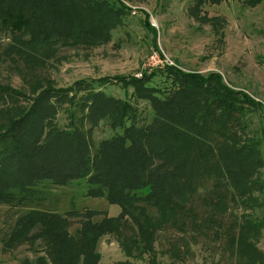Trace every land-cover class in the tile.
Listing matches in <instances>:
<instances>
[{
  "label": "rangeland",
  "instance_id": "374dc122",
  "mask_svg": "<svg viewBox=\"0 0 264 264\" xmlns=\"http://www.w3.org/2000/svg\"><path fill=\"white\" fill-rule=\"evenodd\" d=\"M117 2L66 0L63 4L59 0H47L44 18L30 28V33L0 29V134L18 118L34 112L36 108L31 104L48 86L68 89L81 81L140 78L167 66L204 76L218 73L229 88L248 95L257 104L250 108L243 105V115L229 116L222 122L224 126L214 123L213 134L203 129L206 145L222 139L215 132L222 128L223 132L232 131L226 139H235L237 148L250 143L258 146L255 156L236 154L235 150L228 153L234 156L228 167L239 171L240 179L232 181L238 185L237 190L227 188L230 194H236L237 201L232 204L227 201L225 212L239 218L249 215L257 222L264 220V0L256 5H249V0H220L217 4L210 0H201V4L199 0ZM103 5L110 6L115 13ZM90 12H95L98 18H107L109 27L102 30L95 23L94 29L88 30L87 25L92 23L87 17ZM164 76L161 71L155 77L156 87L166 88ZM95 90L117 101L129 100L138 112L136 128L154 124L150 103L132 99V88L95 85ZM79 97H83V93ZM201 106L202 101L192 105L193 108ZM55 110L51 127L56 132L71 122L66 108L58 114V109ZM216 115L219 116V112ZM86 130H89L88 125ZM123 134L124 130L114 127L112 121H105L94 126L89 139L99 146ZM46 139L44 135L38 141L39 156L43 159L51 156L45 153ZM162 159L159 157L155 166L160 165ZM59 162L50 161L48 170L61 179L63 185L49 181L53 175L41 176L36 193L25 191L27 178L18 175V170L15 173L4 167L0 169V264H119L126 261L150 264L147 254L139 257V252L135 253L137 258L126 256L125 250H134L131 233L118 220L122 210L108 201V193L94 198L96 187L77 176L67 175L69 164ZM19 184L23 191L14 188ZM211 189L213 184L209 181L199 192L203 196L204 190ZM239 191L241 194L237 195ZM147 193L134 196L137 207L134 215L145 208L147 215L162 220L163 227L170 225L166 224L170 216L163 211L167 201H153L145 197ZM192 197L191 205L197 212L206 210L197 201L194 191ZM253 200H258V204L243 205L244 201ZM96 212L99 216L91 215ZM33 217L37 225L28 231L27 223ZM109 220L111 232L97 234V225L104 221L107 224ZM232 221L233 218L228 219V227ZM61 227L66 234L62 236L73 240L70 244L62 240L63 245H60L53 240L52 235ZM23 231L26 232L24 238L32 239L5 251L4 242L9 241L13 233ZM188 233L185 238L170 226L160 232L156 242L159 245H155L158 251L176 248L185 256L180 255L177 260L157 256L152 264H264V227L243 238L231 250L224 241L201 236L197 227Z\"/></svg>",
  "mask_w": 264,
  "mask_h": 264
},
{
  "label": "trees",
  "instance_id": "16d2710c",
  "mask_svg": "<svg viewBox=\"0 0 264 264\" xmlns=\"http://www.w3.org/2000/svg\"><path fill=\"white\" fill-rule=\"evenodd\" d=\"M59 1L64 4L66 0ZM113 1L118 3V0ZM210 1L217 4L220 0ZM261 1L249 0L250 4L247 3L256 5ZM46 2L47 0H0V29L19 34L27 31L30 33V28L44 18ZM103 6L115 13L110 6ZM120 7L123 9L122 5ZM87 17L92 20L87 25L88 30L94 29L95 23L102 30L109 27L106 26L107 18L102 19L104 16L98 18L95 12H90ZM161 71L165 75L164 89L154 85V79ZM161 71L144 74L140 78L81 81L68 89L48 86L31 104L36 110L18 118L5 133L0 134V169L4 167L3 169H11L15 173L18 170V175L26 177L25 191L36 193L41 176L53 175L48 170L50 161L58 160L69 164L67 175L77 176L96 187L92 194L94 198L105 197L108 193V201L121 208L122 214L118 220L131 233V246L134 249L131 252L125 250L126 256L137 258L135 253L139 252V257L147 254L150 264L157 256H169L175 260L180 255L185 256V253L176 248L168 251L160 248L158 251L155 248L156 244L159 245L156 242L160 232L168 226L179 231L185 238L188 237L190 229L197 227L201 236L224 241L230 250L243 238L256 234L264 227V220L257 222L249 215L239 218L225 212L227 201L229 204L237 201L236 194H230L227 188L231 186L237 190L238 185L232 184V181L240 179L239 171H232L228 167L234 159L228 153L235 150L236 154L255 156L258 146L250 143L237 148L235 139H226L232 135V131L227 129L223 132L222 128L215 130L217 137L222 139L206 145L203 130L213 134L214 123L224 126L222 122L229 116L243 115V105L250 108L257 104L248 95L229 88L218 73L204 76L186 73L175 66H167ZM95 85H123L125 90L132 88V99L150 103L155 115L154 124L136 128L139 121L136 107L129 100L117 101L108 98L104 92H96ZM82 93L83 97L80 98ZM201 101V108L192 107ZM62 108H66L65 112L69 114L71 124L55 132L52 129L54 127H51L55 109H58V114ZM217 112L219 116L216 115ZM105 121H112V125L124 130V134L97 146L89 139L90 134L94 126ZM128 123L130 125L127 127ZM86 125L89 130H86ZM44 135L47 136L45 153L51 155L46 159L42 156L40 158L41 152L38 150V141ZM159 157L163 159L160 165L155 166L159 163ZM49 181L63 185L62 180L55 174ZM209 181L212 182L213 189L204 190L205 194L202 196L199 191L201 188L205 189ZM14 188L23 191L21 184ZM144 191H148L145 195L148 199L159 203L162 200L167 201L163 211L170 216L166 221L170 225L163 227L162 220L147 215L145 208L139 215H134L137 210L134 196ZM193 191L199 204L206 210L197 212L191 205L194 200ZM236 193L239 195L241 191ZM253 202L258 204V200H253L244 201L243 205L250 207ZM99 214L96 212L91 215ZM201 217L205 220L199 222L197 218ZM229 218H233L230 227L227 224ZM105 222L97 225V234L111 232L112 222ZM36 225V218L29 219L26 229L30 231ZM64 233L61 227L52 235L53 240L60 245H63L62 240L70 244L73 240L62 236L66 235ZM13 234L9 241L4 242L5 251L6 248H13L20 242L32 239L24 238L25 231ZM119 264L132 263L126 261Z\"/></svg>",
  "mask_w": 264,
  "mask_h": 264
}]
</instances>
